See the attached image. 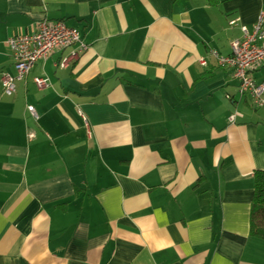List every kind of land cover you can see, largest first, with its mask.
Segmentation results:
<instances>
[{
	"label": "crops",
	"instance_id": "obj_1",
	"mask_svg": "<svg viewBox=\"0 0 264 264\" xmlns=\"http://www.w3.org/2000/svg\"><path fill=\"white\" fill-rule=\"evenodd\" d=\"M262 12L264 0H0V264H264L251 233L264 106L218 59ZM58 20L87 49L55 51L5 95L8 39Z\"/></svg>",
	"mask_w": 264,
	"mask_h": 264
},
{
	"label": "built area",
	"instance_id": "obj_2",
	"mask_svg": "<svg viewBox=\"0 0 264 264\" xmlns=\"http://www.w3.org/2000/svg\"><path fill=\"white\" fill-rule=\"evenodd\" d=\"M237 19L231 23H236ZM242 37L231 42L232 53L229 56H218L221 64L234 67V76L239 82L240 94L249 96L256 107L264 106V81H258L253 75L255 71L264 68V12L249 29L242 26ZM12 57L15 62L16 75L4 73L2 77L3 92L12 96L17 91V81L24 79L39 60L48 58L57 50H62L74 44L79 45V51L87 49L82 41L78 28L68 26L64 21H42L31 34L14 35L8 39ZM78 53L74 55L77 56ZM61 66H66V60ZM48 78L36 77L40 88L46 87ZM28 109L37 116L34 106ZM235 120V116H233ZM88 124V122L86 121Z\"/></svg>",
	"mask_w": 264,
	"mask_h": 264
},
{
	"label": "trees",
	"instance_id": "obj_3",
	"mask_svg": "<svg viewBox=\"0 0 264 264\" xmlns=\"http://www.w3.org/2000/svg\"><path fill=\"white\" fill-rule=\"evenodd\" d=\"M206 1L213 6H218L221 3V0ZM254 176L255 189L252 198L251 233L258 238L264 239V171L258 170Z\"/></svg>",
	"mask_w": 264,
	"mask_h": 264
}]
</instances>
